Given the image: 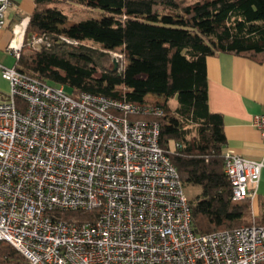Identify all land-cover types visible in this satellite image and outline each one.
Listing matches in <instances>:
<instances>
[{
  "label": "built area",
  "instance_id": "obj_1",
  "mask_svg": "<svg viewBox=\"0 0 264 264\" xmlns=\"http://www.w3.org/2000/svg\"><path fill=\"white\" fill-rule=\"evenodd\" d=\"M11 0H0V31ZM28 18L12 27L19 56ZM46 41L27 40L29 48ZM0 241L28 264H264V225L193 232L154 104L51 85L0 64ZM142 117V118H141ZM264 141V110L253 117ZM177 145V144H176ZM261 161L223 153L231 200L255 194ZM95 211L77 223L61 214Z\"/></svg>",
  "mask_w": 264,
  "mask_h": 264
},
{
  "label": "trees",
  "instance_id": "obj_2",
  "mask_svg": "<svg viewBox=\"0 0 264 264\" xmlns=\"http://www.w3.org/2000/svg\"><path fill=\"white\" fill-rule=\"evenodd\" d=\"M71 2L100 16L69 20L63 4ZM33 35L46 43L29 48ZM110 52L122 56L120 65ZM218 53L264 61V0H34L14 66L63 85L73 98L84 91L160 106L162 114L152 117L159 123V144L182 186L199 187L187 199L193 232L206 234L252 223L245 217L248 201L231 200L222 116L208 110L206 59ZM97 212L61 216L82 223ZM0 264L28 262L0 241Z\"/></svg>",
  "mask_w": 264,
  "mask_h": 264
},
{
  "label": "crops",
  "instance_id": "obj_3",
  "mask_svg": "<svg viewBox=\"0 0 264 264\" xmlns=\"http://www.w3.org/2000/svg\"><path fill=\"white\" fill-rule=\"evenodd\" d=\"M34 0H11L12 16L0 31V46L13 38L12 27L33 11ZM11 51V50H10ZM12 53V52H11ZM2 65V64H1ZM208 110L222 116L225 145L222 150L263 163L255 194L248 199L246 219L264 221V141L253 126V117L264 110V61L261 63L229 53L206 59ZM7 82L0 76V98H6Z\"/></svg>",
  "mask_w": 264,
  "mask_h": 264
},
{
  "label": "rangeland",
  "instance_id": "obj_4",
  "mask_svg": "<svg viewBox=\"0 0 264 264\" xmlns=\"http://www.w3.org/2000/svg\"><path fill=\"white\" fill-rule=\"evenodd\" d=\"M63 7L65 10V13L68 15L69 20H73V21H77V20H81V19L89 18V17H99L100 16L99 10L87 8L84 6H79L72 2L64 3ZM11 14H12V11L10 9L9 14L6 16V20H8L12 16ZM8 39L7 38L6 40L4 39L2 42L3 45L0 46V64H2L5 67L13 66L15 63L14 55L11 53L10 50L5 48V43L7 42ZM110 55L114 59L116 65L117 64L120 65L119 63L122 61V56L116 52H110ZM8 89H9V84L7 85V90L5 92H8ZM0 91H3L1 87H0ZM151 99H154V98L152 97ZM183 191L187 198H191L192 196H194L195 194L199 192V187L197 186L183 187Z\"/></svg>",
  "mask_w": 264,
  "mask_h": 264
}]
</instances>
